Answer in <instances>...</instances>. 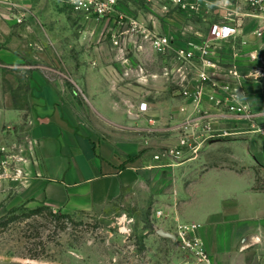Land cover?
<instances>
[{"label":"crops","instance_id":"1","mask_svg":"<svg viewBox=\"0 0 264 264\" xmlns=\"http://www.w3.org/2000/svg\"><path fill=\"white\" fill-rule=\"evenodd\" d=\"M25 7L29 13L23 24L29 29L24 33L17 14H0V127L19 114L5 95L3 66L37 63L39 68L27 71L34 110L30 130L37 149V199L56 211L75 213L104 205L138 186L155 185L157 198L173 217L181 219L188 212L187 202L199 203L200 213L192 222L201 224L198 234L214 264H264V132L253 128L264 122V94L252 93L244 78L232 84L194 76L186 87L192 91L203 87L199 106L214 118V127L226 134L205 141L195 158L173 164L156 160L155 153L178 142L179 134L173 131L178 124L194 116L193 99L176 94L169 100L150 99L132 90L133 83L124 78L140 53L126 54L128 26L121 29L114 15L77 18L54 0H30ZM117 9H122L120 4ZM246 19L252 22L251 37L244 38L251 39L253 50L262 57L263 49H258L252 33L256 20ZM105 26L109 33L104 36ZM115 31L124 32L119 44L114 42ZM102 38L111 49L93 44ZM73 40L82 46L91 42L92 48L81 46L73 55L56 45ZM36 41L42 43L38 44L41 51H35ZM41 64L59 72L63 66L74 85L51 78ZM64 72L60 73L67 75ZM225 84L247 95L259 113V124H247L215 105L211 96H222ZM141 102L148 103L146 111L140 110ZM84 104L95 116L89 117Z\"/></svg>","mask_w":264,"mask_h":264},{"label":"rangeland","instance_id":"2","mask_svg":"<svg viewBox=\"0 0 264 264\" xmlns=\"http://www.w3.org/2000/svg\"><path fill=\"white\" fill-rule=\"evenodd\" d=\"M28 1L30 0H0V14L11 17L17 14L21 33L29 29L23 24L29 13L27 6L25 7ZM37 1L45 3L47 0ZM54 1L69 12L73 11L75 17L87 18L69 0ZM118 4L122 8L118 11L124 16L114 17L117 22L123 21L121 29L129 26L128 21L134 18L144 28L172 38L171 49L166 52L158 51L141 33L125 42L123 49L126 54L128 51L131 54L140 53V57L133 58L136 66L132 67L129 74L125 73L124 78L133 83V91L145 93L150 99L162 97L163 100H169L174 94L187 97L184 90L188 88L186 86L189 80L199 76L201 67H206L213 81L215 78L219 82L228 81L233 84L244 78L250 84L252 93L257 91L264 94V77L261 74L254 75L261 66L260 58L256 57V50L250 44L251 39L242 40L245 35L247 38L251 37L250 20L241 17L247 20V31L240 39L215 41L212 54L205 56L199 52L193 58L182 59L178 50L185 48L189 40L200 43L209 34L210 23L227 14L225 9L215 3H201L199 11H186L170 0H118ZM108 28L109 26H105L104 36L109 33ZM104 39L108 40V37ZM105 40L102 38L93 44L103 50L111 49V45ZM35 44V51H41L38 44L42 43ZM91 44L87 42L82 46L83 43L74 40L68 45L56 43L57 47H66L72 54L78 52L77 49H81V46L91 49ZM206 59L214 65L208 66ZM37 66L39 68L37 63L34 65L31 62L24 63L21 68L16 65L3 66L5 95L19 109V114L11 120H4L0 127V264H184L191 257L187 256L173 238L157 232L159 228H163L173 233L175 224L173 219L155 216L157 208L167 207L157 198L153 190L155 185L147 188L138 186L104 205L75 213L56 211L37 199V149L30 130L34 110L27 74L28 70ZM41 66H45L40 68L51 78H72L63 71L65 68L62 65L60 70L67 75L55 69L50 70L46 65ZM231 69L237 71V74L231 72ZM67 81L73 84L72 81ZM84 108L90 118L95 116L88 105ZM200 113L205 114L206 110L196 109L193 115ZM163 114L166 119V110ZM173 131L179 134L178 128ZM198 204L187 202L185 207L188 212L180 220L192 222L200 213Z\"/></svg>","mask_w":264,"mask_h":264},{"label":"built area","instance_id":"3","mask_svg":"<svg viewBox=\"0 0 264 264\" xmlns=\"http://www.w3.org/2000/svg\"><path fill=\"white\" fill-rule=\"evenodd\" d=\"M170 1L179 5L186 11H199L201 3H215L227 12L220 20L210 23L209 34L204 39H201L200 43H196L193 40L187 41L188 45L178 50V52H180V58H193V56L199 52L207 56L214 52L213 45L215 41L239 39V37L243 35V28L246 22L245 19L241 18L242 16L256 20V26L252 29V33L258 41V49H263L264 54V0H216V2L209 0ZM69 3L75 9L82 10L87 18H100L106 15H114L120 18L124 16L122 13H119L117 9L118 0H69ZM117 23L121 24L123 21L119 20ZM128 25L127 30L124 32L128 34L130 39L137 33H141L144 34L145 38L150 40L158 51H170L172 38L169 35H162L151 29L148 30L144 28V25H142L139 20L134 18L128 21ZM124 32H114V42L116 44H119L118 37ZM242 40L246 41L247 39L244 38ZM256 57H258V55H256ZM259 58L261 66L257 71L258 73L254 75L257 76L261 74V76L264 77V55ZM211 64L214 65L209 61L208 66ZM199 70V78L201 81H212V77L206 67H201ZM230 71L237 74V71L234 69ZM222 89L224 92L222 96H211L215 100V105L222 109L221 111L233 113L240 120L252 126L259 124V122H257L259 113L253 108L247 95H245L239 87L225 84L222 85ZM184 93L187 97L193 99L197 109L201 108L199 105L201 104L203 96L202 86H199L195 91L186 88ZM147 107V102L140 103V110L146 111ZM213 120L214 118L211 117L209 113H200L186 119L179 126L178 142L175 145L160 149L154 154V159L159 161L166 159L169 160L167 164H173L174 162H184L188 159L197 157L205 141L218 134H226L225 130L220 131L214 127ZM253 128L254 130L264 132V122H262L260 126ZM155 216L157 218H167L168 220L173 219V223L175 224V229L173 231L175 238L173 239L176 244L183 249L187 256L191 257L185 260L184 264H214L209 251L205 247L203 239L198 234L201 226L200 223L183 222L179 218L173 217L168 209H163L162 207L156 209Z\"/></svg>","mask_w":264,"mask_h":264},{"label":"water","instance_id":"4","mask_svg":"<svg viewBox=\"0 0 264 264\" xmlns=\"http://www.w3.org/2000/svg\"><path fill=\"white\" fill-rule=\"evenodd\" d=\"M157 232L162 235V236H165V237H171V238H175V235L169 231H166L165 229L163 228H159L157 230Z\"/></svg>","mask_w":264,"mask_h":264}]
</instances>
